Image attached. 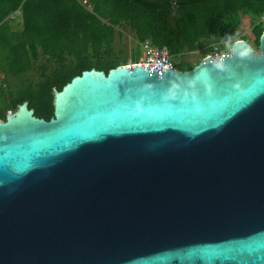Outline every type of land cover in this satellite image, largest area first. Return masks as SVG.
Masks as SVG:
<instances>
[{"label": "water", "instance_id": "water-1", "mask_svg": "<svg viewBox=\"0 0 264 264\" xmlns=\"http://www.w3.org/2000/svg\"><path fill=\"white\" fill-rule=\"evenodd\" d=\"M53 107L0 119V264H264V32L82 71Z\"/></svg>", "mask_w": 264, "mask_h": 264}, {"label": "trees", "instance_id": "trees-1", "mask_svg": "<svg viewBox=\"0 0 264 264\" xmlns=\"http://www.w3.org/2000/svg\"><path fill=\"white\" fill-rule=\"evenodd\" d=\"M16 10L14 29L8 16ZM263 13L264 0H0V119L23 102L35 116L50 119L55 90L82 71L107 73L138 60L146 40L166 46L176 69L189 70L195 64L184 55L202 40L224 41L229 49L238 39L250 43L239 33L241 15H249L258 48ZM124 27L134 35L129 52L116 45Z\"/></svg>", "mask_w": 264, "mask_h": 264}, {"label": "rangeland", "instance_id": "rangeland-1", "mask_svg": "<svg viewBox=\"0 0 264 264\" xmlns=\"http://www.w3.org/2000/svg\"><path fill=\"white\" fill-rule=\"evenodd\" d=\"M12 13L8 16L11 23V26L15 29L18 28L19 24V15H16L14 18H11L10 16ZM250 23H251V17L249 15H241V24L239 26V33L240 35H246L250 39V46L254 51H257V44L254 41L253 37H251L250 34ZM121 35H117L116 37V45L127 47V51L129 52L130 49L134 46V35L133 32L129 28H120ZM212 45L213 47L218 46L221 50L225 52H229L228 44L224 41H219L214 38L208 39V40H202L198 43L197 50L187 53L184 55V59L188 62H191L193 64H198L204 57L207 56V54H210L208 50L209 46ZM180 60V59H178ZM42 63H45V59L40 60ZM37 67V65H36ZM32 74L37 75V69L35 68L32 71ZM5 104L4 99L0 97V108L3 107ZM3 120V119H2Z\"/></svg>", "mask_w": 264, "mask_h": 264}, {"label": "built area", "instance_id": "built-area-1", "mask_svg": "<svg viewBox=\"0 0 264 264\" xmlns=\"http://www.w3.org/2000/svg\"><path fill=\"white\" fill-rule=\"evenodd\" d=\"M20 13V10H16L10 17L14 18L16 15H20ZM261 20L264 21V13L261 17ZM140 48L141 55L138 57V60L133 61L129 59L127 63L123 65H155L176 69L166 46H154L150 43V41L146 40L141 43ZM225 53L226 52L221 50L218 46H215L213 47V51L210 54H207V56L213 57Z\"/></svg>", "mask_w": 264, "mask_h": 264}]
</instances>
